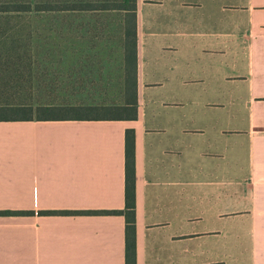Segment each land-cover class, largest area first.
Here are the masks:
<instances>
[{
    "label": "crops",
    "instance_id": "crops-1",
    "mask_svg": "<svg viewBox=\"0 0 264 264\" xmlns=\"http://www.w3.org/2000/svg\"><path fill=\"white\" fill-rule=\"evenodd\" d=\"M137 5V119L0 120V210L28 211L0 215V264H126L124 214L76 212L125 208L128 128L137 264H264V0ZM112 13L59 14L67 32L118 46L68 48L75 89L33 100L30 81L25 101L125 103L124 14ZM12 54L0 103L24 101ZM99 71L123 81L119 98L85 91Z\"/></svg>",
    "mask_w": 264,
    "mask_h": 264
},
{
    "label": "trees",
    "instance_id": "trees-1",
    "mask_svg": "<svg viewBox=\"0 0 264 264\" xmlns=\"http://www.w3.org/2000/svg\"><path fill=\"white\" fill-rule=\"evenodd\" d=\"M137 0H0V14L61 11H120L124 14L126 91L122 104L0 103V120L137 119ZM136 132L126 130V205L122 210H79L76 213H122L126 218V264H137ZM43 210L42 214L60 213ZM27 210H0V215H26Z\"/></svg>",
    "mask_w": 264,
    "mask_h": 264
},
{
    "label": "rangeland",
    "instance_id": "rangeland-1",
    "mask_svg": "<svg viewBox=\"0 0 264 264\" xmlns=\"http://www.w3.org/2000/svg\"><path fill=\"white\" fill-rule=\"evenodd\" d=\"M112 13L110 11H61V12H32L28 14H0V74L4 68H10L9 60L4 58L10 49L13 51L12 63L18 67V84L20 91L18 99L28 100L30 98V81L33 82V87L37 88L32 94L33 100L41 95L50 96V99L56 97L65 87L75 89L74 78L72 80L66 78L65 68L69 64V60L75 59V53L68 51V48L87 47L92 45L115 46L108 39V36L103 40H96L91 37H77L74 33H69L65 30L69 20H73L72 16L60 18L59 14H102ZM122 12L116 11L112 14L120 15ZM87 19V18H84ZM118 46V45H116ZM96 48V47H95ZM69 59V60H68ZM32 65V69L28 68ZM75 64H71L70 68H74ZM10 71V70H9ZM106 71H99V78L91 79V85L83 87L85 91L93 93L102 99L108 95L121 96L123 90V81L115 82L114 85H107L106 80L102 77ZM70 81L67 84L66 81ZM112 82L113 80H107ZM69 87V88H70ZM40 90V91H39ZM126 91V87H125ZM53 92V93H52ZM112 93V94H111ZM92 97V96H91ZM57 98V97H56ZM54 98V99H56ZM106 103V102H105ZM92 104H104L92 103ZM119 104V103H108Z\"/></svg>",
    "mask_w": 264,
    "mask_h": 264
}]
</instances>
